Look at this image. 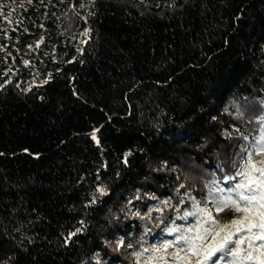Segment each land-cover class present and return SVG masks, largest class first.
<instances>
[{
	"label": "trees",
	"instance_id": "1",
	"mask_svg": "<svg viewBox=\"0 0 264 264\" xmlns=\"http://www.w3.org/2000/svg\"><path fill=\"white\" fill-rule=\"evenodd\" d=\"M261 117L264 0H0V264H164Z\"/></svg>",
	"mask_w": 264,
	"mask_h": 264
},
{
	"label": "snow or ice",
	"instance_id": "2",
	"mask_svg": "<svg viewBox=\"0 0 264 264\" xmlns=\"http://www.w3.org/2000/svg\"><path fill=\"white\" fill-rule=\"evenodd\" d=\"M83 35L87 36L88 31L85 30ZM259 122L264 124V117ZM92 139L96 140L95 131ZM257 156L259 160L255 159ZM241 160L243 163L234 165L237 168L234 175L223 177L225 183L235 182L231 187H219L213 179L207 185L209 194L203 206L191 198L192 211H184L182 216H177V219L186 221L185 226H172L174 220L165 224L164 219L155 217L164 225L163 231L174 239L145 247L143 252L151 253L144 257L145 261H164L167 264L171 258L175 264H220V261L224 264H264V128L253 143L242 148ZM97 191L101 195L106 194L102 188ZM164 204L168 205L169 201H164ZM153 210L161 211L159 208ZM225 211L237 215L228 221L214 219L213 213L219 215ZM189 217L195 220L190 226L187 224ZM76 232L70 233L68 239ZM116 244L119 249L124 246V241L118 240Z\"/></svg>",
	"mask_w": 264,
	"mask_h": 264
},
{
	"label": "rangeland",
	"instance_id": "3",
	"mask_svg": "<svg viewBox=\"0 0 264 264\" xmlns=\"http://www.w3.org/2000/svg\"><path fill=\"white\" fill-rule=\"evenodd\" d=\"M132 213H133V211H129V214H132ZM213 216H214V218H216V214L215 213H213ZM113 246L116 247L117 244L115 243V244H113Z\"/></svg>",
	"mask_w": 264,
	"mask_h": 264
}]
</instances>
